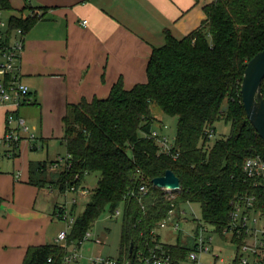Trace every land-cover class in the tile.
Wrapping results in <instances>:
<instances>
[{
	"label": "trees",
	"instance_id": "trees-1",
	"mask_svg": "<svg viewBox=\"0 0 264 264\" xmlns=\"http://www.w3.org/2000/svg\"><path fill=\"white\" fill-rule=\"evenodd\" d=\"M13 11L9 0H0V12ZM204 13L206 19L186 37L165 34L164 44L152 50L146 83L126 89L118 82L106 99L69 108L62 139L67 166L54 180L47 171L56 162L30 163V184H52L61 194L78 190L87 175H100L85 210L74 217L68 245L83 246L98 219L123 206L119 264H145L159 244L182 264L194 248L164 244L152 233L172 211L198 204L203 222L222 235L232 200L260 194L243 172L247 159H264V144L247 118L241 84L248 62L264 51V0H214ZM36 22L12 15L9 27L28 32ZM262 88L264 95V81ZM152 105L177 119L171 151L176 159L161 153L150 137ZM220 121L231 124V133L212 142L209 132ZM167 171L182 186L174 199L152 183ZM144 185L145 195L139 193ZM67 254L58 244L32 246L22 264H64Z\"/></svg>",
	"mask_w": 264,
	"mask_h": 264
},
{
	"label": "crops",
	"instance_id": "crops-1",
	"mask_svg": "<svg viewBox=\"0 0 264 264\" xmlns=\"http://www.w3.org/2000/svg\"><path fill=\"white\" fill-rule=\"evenodd\" d=\"M9 1L14 9L7 12L10 16L28 19L33 12L40 14L25 32L20 62L31 100L16 113L36 139L20 132L17 151H24V159L15 157L13 173L0 171V264H22L30 247L57 244L75 217L76 205L73 199L68 209L67 199L58 198L66 194L56 193L55 185H31L32 161L25 164V156L46 150L47 159L35 163L64 158L56 152L54 160L49 159L53 142L63 144V118L69 108L83 100L106 99L118 82L126 89L146 83L152 50L164 44L165 34L182 39L192 33L206 19L204 7L214 0ZM8 112V107H0V140L7 132ZM4 150V156L14 158Z\"/></svg>",
	"mask_w": 264,
	"mask_h": 264
},
{
	"label": "built area",
	"instance_id": "built-area-1",
	"mask_svg": "<svg viewBox=\"0 0 264 264\" xmlns=\"http://www.w3.org/2000/svg\"><path fill=\"white\" fill-rule=\"evenodd\" d=\"M32 17H40L38 12H33ZM86 24V22H84ZM25 32L22 29L10 30L9 20L4 19L3 12H0V107H8L7 132L0 140V146L4 147L8 155H12L18 150L21 143L20 132L30 134V139L35 141L36 136L31 134L30 127L16 113L18 110L28 104L30 98V88L23 82L20 62L24 50ZM166 125L162 129H167ZM162 129H152L151 136L157 140L160 152L166 156H172L175 159L178 154H173L172 148L174 138L171 140L162 132ZM161 130V131H160ZM215 131L210 130L209 139H214ZM66 158L58 159L52 167L58 168L59 165L67 166ZM243 172L247 179L251 181L254 187L260 191L255 194L237 196L231 202L230 223L223 234L230 235L233 243L241 240L238 244V251L234 255L230 264H264V159L260 156L252 157L246 160L243 165ZM79 190V189H78ZM72 188L69 192L78 191ZM181 191V190H180ZM180 191H164L169 199H174ZM148 188L144 185L139 189V193L144 195ZM85 188L81 195H88ZM261 199V200H260ZM174 212L170 213L167 220L159 224V228L153 230L154 235H158L160 229L167 228V222L172 218ZM116 215H120L117 211ZM74 217L68 220L67 230L61 232L57 239V244L67 249L68 254L65 257L64 264H80L81 255L78 254L81 246L67 244V236L73 226ZM174 231L180 230V224L177 222L172 227ZM193 251L189 253L185 261L192 264L200 263L199 256L210 253V246L213 243V237L209 236L208 225L202 222L197 223L194 229ZM208 234V235H207ZM91 234L85 237V242L89 241ZM84 245V244H83ZM163 244L157 245L152 251L145 264H175L173 257L166 251ZM217 260L223 262L219 256ZM89 264H119L118 260L105 259L102 257L90 258Z\"/></svg>",
	"mask_w": 264,
	"mask_h": 264
},
{
	"label": "rangeland",
	"instance_id": "rangeland-1",
	"mask_svg": "<svg viewBox=\"0 0 264 264\" xmlns=\"http://www.w3.org/2000/svg\"><path fill=\"white\" fill-rule=\"evenodd\" d=\"M10 16L9 13L5 12L3 17L4 19H8ZM151 113L153 118L155 119L154 122V129H162L164 125H166L167 129H162V132L165 133L168 138L171 140L175 138L176 131H177V119L169 117L165 115L157 106L152 105L150 107ZM162 124V125H161ZM30 127V126H29ZM31 129V127H30ZM32 130V129H31ZM161 131V130H160ZM231 133V124L226 123L225 121H220L215 125V136L212 139L214 142L215 140L226 138ZM59 131L55 130V135H58ZM52 149L50 151V160H54L56 155L60 152L64 154L66 158L67 156V149L65 143L62 145L58 142H53ZM4 148L0 147V171H11L13 170V163L19 156L21 159H24V151L20 148L18 155L16 158H9L8 156H4ZM46 150L35 152L34 154H30L28 159L25 156V164L29 162H36L41 160L47 159V156L43 153H46ZM55 152V153H54ZM38 159V160H36ZM42 160V161H43ZM15 164V163H14ZM55 165V164H54ZM63 165H59L58 168L52 167V172L50 169L47 171L48 179L52 177L53 179L56 178L57 172L64 170ZM56 172V173H55ZM99 174H91L86 176L85 182L82 183L79 190L76 192H67L66 195H58L59 199L65 201L67 199V206L68 209L73 207L72 201L73 199L76 200L75 205V217L78 216L83 206H86V203L89 200L90 194L93 190L97 187V183L99 180ZM85 188L88 190V196H81V191ZM58 193L59 191L56 190ZM55 196V195H54ZM46 197V196H45ZM66 198V199H65ZM62 202V201H61ZM122 210L123 206H120L118 212L120 215H112L109 212L104 213L94 225L92 231L90 232L91 238L89 241H86L80 251L78 252L81 255L80 264H89L90 258L102 257L105 259H112L117 260L120 257V244H121V227H122ZM198 221L202 222L203 225L205 224L202 220V212L201 207L198 204H190L185 203L182 204L173 214L172 218L167 222V228L160 229L158 231V235L160 236V240L164 244L174 245L178 242L187 245L189 247H193L194 245V229L198 223ZM180 224V230L174 231L173 226L175 223ZM58 225L66 226L64 221L57 220ZM68 228V225H67ZM67 228L65 230H67ZM209 236L213 237V243L210 246V253L203 254L199 256L200 263L202 264H230L233 260L234 255L238 251V243H233L231 240L230 235L220 234L216 231L214 226L208 225ZM208 235V234H207ZM215 256H219L223 262L217 260ZM182 264H192L190 261H185Z\"/></svg>",
	"mask_w": 264,
	"mask_h": 264
},
{
	"label": "water",
	"instance_id": "water-1",
	"mask_svg": "<svg viewBox=\"0 0 264 264\" xmlns=\"http://www.w3.org/2000/svg\"><path fill=\"white\" fill-rule=\"evenodd\" d=\"M264 51L255 55L247 64L241 84L243 106L248 120L264 144ZM153 186L163 191H180V179L167 171L163 177L152 181ZM133 246H131V253Z\"/></svg>",
	"mask_w": 264,
	"mask_h": 264
}]
</instances>
